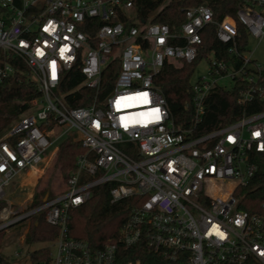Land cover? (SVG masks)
Returning <instances> with one entry per match:
<instances>
[{
	"label": "built area",
	"instance_id": "built-area-1",
	"mask_svg": "<svg viewBox=\"0 0 264 264\" xmlns=\"http://www.w3.org/2000/svg\"><path fill=\"white\" fill-rule=\"evenodd\" d=\"M248 1L237 9L238 19H216L206 3L187 7L173 30L167 23L141 25L133 0H0V83L23 62L41 91L31 110L0 135V201L62 140L81 144L64 189L25 209L8 201L0 229L42 212L58 228L43 264H264V209H241L236 194L259 169L264 109L196 134L213 88L243 85L239 102L264 100V63L253 56L249 41L241 46L238 29L241 23L249 38L264 36V0ZM209 26L227 44L228 56L201 57L197 69L203 63L205 73L191 79L192 122L179 125L154 76L165 63L196 61ZM114 59L118 75L101 97L102 71ZM73 70L84 80L62 91ZM81 86L95 89L92 102L70 106L66 95ZM104 182L114 183L111 201H141L117 240L94 247L70 235V211Z\"/></svg>",
	"mask_w": 264,
	"mask_h": 264
},
{
	"label": "trees",
	"instance_id": "trees-1",
	"mask_svg": "<svg viewBox=\"0 0 264 264\" xmlns=\"http://www.w3.org/2000/svg\"><path fill=\"white\" fill-rule=\"evenodd\" d=\"M133 1L132 13L136 15L141 25L151 22L167 23L173 30L177 29L184 21L185 8L187 7L206 3L212 7L216 19H222L225 15L238 19L237 9L251 4L248 0ZM238 29L242 46L249 41V35L243 24L238 23ZM88 32L92 33L89 30ZM202 38L200 53L196 61L181 64L165 63L154 76L155 86L165 96L172 117L179 125H189L192 122L194 106L191 79L201 57L213 52L219 57L228 56V46L218 39L214 26L204 29ZM19 68L20 71L16 75L0 83V135L15 118L30 109L31 101L34 98L41 95L37 83L27 78L28 67L26 64L19 62ZM119 68L118 59H114L102 71L99 92L101 97L112 90ZM83 80V75L79 71L73 70L68 73L60 88L62 91H68L77 87ZM242 86L236 85L230 91L215 87L210 91L204 102L203 118L196 126V134L211 131L236 121L245 114H252L264 109V100L254 99L244 103L238 101ZM94 95L95 89L81 86L76 92L66 95V101L70 106H87L92 102ZM80 146V142L65 138L59 144L60 154ZM257 163L259 169L250 183L236 191L239 197V207L251 213L262 212L264 209V153L258 156ZM113 185V182H104L94 186L91 197L85 203L71 209L69 228L72 237L87 240L94 247L101 246L109 239H118L120 228L129 218L133 206L138 204L141 199L129 197L113 202L110 195ZM42 202L43 198L37 199L30 206H38ZM4 204L6 202L0 201V211ZM30 222V228L25 238V242L29 246L37 242H51L58 234V228L47 223L42 212L33 215ZM5 230L0 229V264H10L1 252ZM51 251L49 245L29 251L32 264L47 262L50 259Z\"/></svg>",
	"mask_w": 264,
	"mask_h": 264
},
{
	"label": "rangeland",
	"instance_id": "rangeland-1",
	"mask_svg": "<svg viewBox=\"0 0 264 264\" xmlns=\"http://www.w3.org/2000/svg\"><path fill=\"white\" fill-rule=\"evenodd\" d=\"M249 48L253 51V56L260 63H264V36L261 39L250 37ZM205 70L206 66L202 63L195 71L192 80H196L198 75L204 74ZM30 110L31 109L25 112H29ZM17 118H19V116ZM17 118H15L11 124ZM80 151V147H75L60 154L59 145L55 146L47 153L45 160L36 167L35 170L31 171L29 174L25 173L23 177L22 175L19 176L16 179L17 181L7 187L6 199L3 200L6 202L4 206L8 204V201H11L15 206L22 205L25 209L30 206L34 200L44 199L47 195H54L62 191L70 170V165H72L73 162L72 159L74 160L75 156L79 154ZM30 224V220H25L10 226L4 231L5 234L1 252L10 264H32L29 251L43 245H52V241L37 242L33 243L31 246L27 245L25 238L29 231ZM16 251L21 252L19 256H15Z\"/></svg>",
	"mask_w": 264,
	"mask_h": 264
},
{
	"label": "crops",
	"instance_id": "crops-1",
	"mask_svg": "<svg viewBox=\"0 0 264 264\" xmlns=\"http://www.w3.org/2000/svg\"><path fill=\"white\" fill-rule=\"evenodd\" d=\"M33 170H35V169H31V170H29L28 172H26V174L31 173V171H33ZM24 174H25V173H24ZM24 174L22 175V177L24 176Z\"/></svg>",
	"mask_w": 264,
	"mask_h": 264
},
{
	"label": "snow or ice",
	"instance_id": "snow-or-ice-1",
	"mask_svg": "<svg viewBox=\"0 0 264 264\" xmlns=\"http://www.w3.org/2000/svg\"><path fill=\"white\" fill-rule=\"evenodd\" d=\"M63 51V50H62ZM146 102V101H145ZM158 112V110H156ZM256 135H259V133H256ZM231 139V138H230ZM219 235H223L222 233H218Z\"/></svg>",
	"mask_w": 264,
	"mask_h": 264
},
{
	"label": "water",
	"instance_id": "water-1",
	"mask_svg": "<svg viewBox=\"0 0 264 264\" xmlns=\"http://www.w3.org/2000/svg\"><path fill=\"white\" fill-rule=\"evenodd\" d=\"M47 196L44 198V200H46Z\"/></svg>",
	"mask_w": 264,
	"mask_h": 264
},
{
	"label": "bare ground",
	"instance_id": "bare-ground-1",
	"mask_svg": "<svg viewBox=\"0 0 264 264\" xmlns=\"http://www.w3.org/2000/svg\"><path fill=\"white\" fill-rule=\"evenodd\" d=\"M29 181H30V179H29ZM34 181V180H33ZM31 182V181H30Z\"/></svg>",
	"mask_w": 264,
	"mask_h": 264
}]
</instances>
